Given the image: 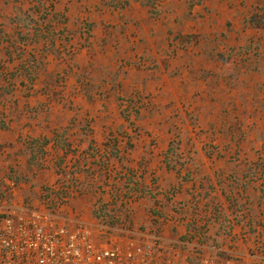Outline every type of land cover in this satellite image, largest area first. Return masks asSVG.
<instances>
[{"label":"crops","instance_id":"obj_1","mask_svg":"<svg viewBox=\"0 0 264 264\" xmlns=\"http://www.w3.org/2000/svg\"><path fill=\"white\" fill-rule=\"evenodd\" d=\"M226 1L115 0L127 2L122 8L111 6L110 0H0V167L17 164L20 172L28 160L30 168L40 164L50 172L54 183L60 177L57 163L67 162L69 168L79 170L74 179L102 178L103 183L106 179L107 189L110 178L121 173L130 183L124 194L142 196V206L149 205L150 198L163 208L177 200L181 211H168V222L182 235L187 225L180 223L206 225L207 243H224L226 248L220 251L237 254L243 264H264L261 246L256 254H249L252 243L240 241L234 251L232 234L227 236L228 230L247 235L248 230H256L255 235L264 231V163H256L259 160L253 155L262 141L223 146V106L232 99L239 121L255 125L245 131L264 133V74H259L264 73V27L253 18L245 23L252 17L248 12L223 7L237 5L238 0ZM50 30L54 31V51L50 38H39ZM234 47L243 49V58L256 66L251 71L243 67L238 80L223 74L233 65L229 56L230 61L223 60V53ZM64 52H72V60ZM32 61L39 67H31ZM100 68L106 69L104 83L97 81ZM81 73L85 77L77 83ZM57 75L68 80L69 94L73 88L94 84L95 95L85 92L72 102L66 98L69 94L53 98ZM119 98L140 100L136 113H129L126 101L119 106ZM121 110L127 111L128 119ZM254 111L258 115L252 122L245 116ZM179 118L180 126L199 130L211 140L177 142L174 156L166 157L171 139L133 137V122L151 137H159L160 133L169 136V120L175 119L178 127ZM114 134L123 139L112 144L103 141ZM112 149L118 151L117 158L111 155ZM234 152L247 158L230 156ZM243 159L244 163L250 159L252 173L238 169ZM153 176L155 182H151ZM91 189L90 194L78 195L99 194L93 185ZM238 195L246 197L242 211H237L241 208L237 201L231 206L225 199ZM246 206L250 208L244 211Z\"/></svg>","mask_w":264,"mask_h":264},{"label":"built area","instance_id":"obj_2","mask_svg":"<svg viewBox=\"0 0 264 264\" xmlns=\"http://www.w3.org/2000/svg\"><path fill=\"white\" fill-rule=\"evenodd\" d=\"M69 192L71 198L78 194ZM17 194L13 177L0 178V264H220L197 231L166 246L156 231L130 221L85 220L70 208L69 198L54 205L44 198L34 208L17 204ZM221 264L238 263L228 258Z\"/></svg>","mask_w":264,"mask_h":264},{"label":"rangeland","instance_id":"obj_3","mask_svg":"<svg viewBox=\"0 0 264 264\" xmlns=\"http://www.w3.org/2000/svg\"><path fill=\"white\" fill-rule=\"evenodd\" d=\"M239 4H233V5H228V4H223V7H228V9H230L231 11L235 12V13H240V12H248L247 14H252V17L249 19V21H244L245 23L247 22H252V18L254 19L253 22H255L256 24H259V22H261L260 20H264V0H238ZM228 1L223 0V3H227ZM253 4L256 3L255 7H251L249 6V4ZM249 8V9H248ZM259 26L264 27V25L259 24ZM235 49L233 51L230 52H225L223 53V60L226 61H230V59H232V66L228 67L229 71H227L226 73L224 72L223 74L227 76L228 79H234L236 78L238 80V78L241 77V70L243 69V67L245 68L246 66H248L249 69H245L244 71L248 70L251 71L253 68H255L256 66L253 65V62H251L248 58H243V56H245V54L243 55V49H238L239 47H234ZM228 56L230 59H228ZM244 65V66H242ZM264 74V73H259ZM244 75V74H243ZM224 78V77H223ZM68 81V80H67ZM67 81H65V79H62L60 82V85L57 87L56 91H54V94H57V96L53 95V98L58 99L61 96H64L65 94H69L67 91ZM235 82V81H234ZM232 82L231 85H234L235 83ZM231 87V86H230ZM96 90V85L94 84H90V85H85L84 87L81 86L79 89H71L70 90V94L68 95L67 100L71 99L70 102H72V98H75V96L79 97V95L81 94H85L86 93H93ZM95 95V94H94ZM65 98V97H64ZM63 100V98H62ZM120 104L125 105V101L126 98H119ZM67 102V101H66ZM72 104V103H71ZM127 105V104H126ZM143 105H145V103L143 102ZM233 106H237L236 102L234 99H232L227 107L224 109L223 106V146H226L227 143H237V142H241L243 140H247L248 142L252 141L254 143L262 141V145H258L260 146L259 149L253 151V155L255 158H257L259 161H256V163H264V133H262L261 135L259 134H255V133H250V132H246L245 130H247L246 128H248V126H251V128L253 125H249L246 124V121H242L241 119L239 121V118L237 117V107H233ZM230 107V110H228V108ZM137 107H135L134 109H136ZM129 110V113L131 114H135L133 108L129 109V107L127 108ZM262 111H264V108L261 109ZM254 113V116H252V114ZM247 114V113H246ZM252 114L250 115H246L245 117H248L250 119V121L254 122V120H256V115L257 112H252ZM135 116V115H134ZM262 116V115H261ZM162 119V118H161ZM191 118L187 117L186 120L190 121ZM193 119V117H192ZM261 119V118H260ZM163 120V119H162ZM165 122H167L166 119H164ZM264 120V119H262ZM174 121L169 120V122L172 124L171 125V130L172 132H170L169 136H166L165 134L162 135L160 133L159 137H157L156 135H153L152 137L150 136V133L148 131L142 130L138 124H136L135 122H133L136 125H132V130H133V137L135 138H140L142 137H146L147 140L150 141H156L158 138H160V141L164 140L167 141L168 138L171 139V141H173L174 143L177 142H181V141H185L187 143H189L190 141L194 140L196 142H209L211 139L209 137H207L206 134L201 133L199 130L194 131L193 129H187L188 127H183L180 126L179 124L182 123L180 122V118L178 120H176V122H178V127L177 125L174 124ZM185 123V122H184ZM157 124V123H156ZM192 126H196L193 125L195 124V120L190 121L189 123ZM229 126V127H228ZM243 126L245 127L244 131H243ZM181 128L184 130L182 131ZM180 129V130H179ZM251 130V129H250ZM235 132V133H232ZM231 135V137H230ZM125 137V136H124ZM230 137V138H229ZM120 140L123 138H120L117 134H114L113 136H108L107 138L103 139V141L105 142H111L114 143V140ZM125 139V138H124ZM228 140V141H227ZM230 141V142H229ZM163 142V141H162ZM208 146V143H207ZM231 154V152H229ZM240 157L238 156V152H234L232 153V157H236L238 159L243 158V156H245L244 154H239ZM252 155V153H251ZM250 155V156H251ZM189 156V155H188ZM60 158V157H59ZM62 158V157H61ZM245 158H247L245 156ZM63 159V158H62ZM260 159H262V161H260ZM248 162L244 163V159L242 161V163L240 165H238V169H241L242 172L243 171H248L251 172V162L249 161L250 159H247ZM59 161V160H57ZM26 165L24 164L25 167L21 169L20 167V172L17 170V164L15 165H8L6 168H4L3 166L0 167V178L3 177H13L17 184H18V194L16 196V203L17 204H21V205H28L29 207H39L41 200H43L45 197V195H49L50 192L52 195V197H55V193L56 192H60L61 194H63V192L60 190L62 184H66L68 181L66 179V177L64 176V174H62V172H66L68 173H73V172H78L76 171L75 167H68L67 162H65V164L63 163L61 165V170L59 171V179L57 181H55L54 183H52V181H50V172H47L46 169L41 168L40 164L39 167L38 165H32L33 168L28 166V160L26 161ZM253 163V162H252ZM19 167V166H18ZM233 170L235 169L236 166H232ZM44 170L45 174H41L40 171ZM37 171V173H36ZM71 173V174H72ZM252 173V172H251ZM118 178V182L116 183V180ZM115 179L110 178L109 180V185L111 186L110 189H107L106 186H108L107 183H103L102 178H96L93 181V186L94 188L97 190V192L99 194H96L94 196H87L84 195L82 197H80L78 194L74 195V198H70V202L71 204H69L70 208H72L74 211H76V213H78L82 218H84L85 220L88 221H94L97 220V218H95V216L93 215V210L94 209H100V206H102V203H108L110 204L108 207L104 208L103 206L102 208V213H100L103 217L98 219V220H105L107 223H110L111 225H115V224H121L125 221H130L131 223H133V225L142 230V231H156L159 235H161L164 240H163V244L166 246L169 245H179L181 243L180 237L182 238V236H184L185 233H183L182 235V231H179V228L176 229L173 227V223L168 222V220H170L171 217V212L173 210L175 211H181L178 209H181L182 206L177 203V200L174 199L173 200V205L170 206H164V208L162 207V205H158L159 201L157 200H153L152 198L149 197V194H146L145 190L143 193L146 194L147 198H150L151 201H149V205H141L142 203H145L143 200L140 201V198L142 196L139 195H135V194H130L128 196H124V190H125V182L126 180H124L123 175H121V173L116 174ZM151 182H155V176H153L151 178ZM75 186H72L70 188H73ZM120 189L121 191L119 192L118 189ZM100 189V190H99ZM106 189L108 191H106ZM118 190V191H117ZM117 192V199H114V203H110L111 201V197H106L107 195H109V193L111 192ZM142 193V194H143ZM104 194V195H103ZM105 196V197H104ZM128 197V200L126 201L125 206L123 205V201ZM257 197V196H255ZM130 198V199H129ZM244 198H246L245 196H239L238 197H234L235 201H237L238 205L243 207V200ZM247 199L249 200L250 197L247 196ZM262 199V198H261ZM122 201V203H121ZM141 202V203H140ZM147 203V201H146ZM146 206V207H145ZM141 207H145L144 211L143 209H141ZM162 207V209H161ZM249 206H246L245 208H243L244 211H246V209H249ZM141 209V210H140ZM141 211V212H140ZM171 211V212H168ZM225 218V217H224ZM223 218V219H224ZM189 222H183L180 223V225H184L186 226ZM196 223V222H195ZM197 225V223H196ZM229 225H226V229L228 228ZM181 230V229H180ZM225 230V229H224ZM251 230V229H250ZM255 231H249L248 230V235L244 234L243 232H239L237 233L236 230L234 231V234L232 232H230V230L227 231V236L231 237L232 234V243H233V247H234V251H236V247L238 246V243L240 241H242L244 244L247 243H252V247H250L249 250V254H251V252H253L254 254H256V247L259 245L261 246L262 249H264V245H262V238H264V231L260 232L259 234L255 235ZM224 234L226 233L223 232ZM250 233V234H249ZM170 235V236H169ZM244 239V240H242ZM247 239V240H245ZM236 240H238L237 242H235ZM204 242L206 244L207 247L213 249L212 247H214L215 249H225L226 246H224L225 244L222 243V245L220 246L219 243H212L209 242L207 243V240L204 239ZM226 242V241H225ZM259 242V243H258ZM261 244V245H260ZM231 247V248H233ZM230 249V248H229ZM223 250L221 251H211L212 255L214 257H216L217 261L221 264V262L225 259L228 258H232L233 260L237 261L238 264H243L242 259L237 255V254H232L231 252L226 253ZM210 251V250H208ZM264 252V251H262Z\"/></svg>","mask_w":264,"mask_h":264},{"label":"trees","instance_id":"obj_4","mask_svg":"<svg viewBox=\"0 0 264 264\" xmlns=\"http://www.w3.org/2000/svg\"><path fill=\"white\" fill-rule=\"evenodd\" d=\"M114 1L115 0H110V2H109V4L111 5V6H117V5H119L120 7H125L126 5H127V2H117V3H114ZM150 1H152V0H148V2L147 3H151ZM151 14H153V12L151 13ZM52 16L53 17H56V15H55V13H53L52 14ZM41 20H43V17H41ZM30 21H32V20H30ZM59 21L61 22L62 20L61 19H59ZM261 22H259V24H261V25H264V20H260ZM48 29H50L49 27H47ZM86 29V33H88L89 34V28H85ZM227 29H229V23H227ZM51 32H50V34H49V32H46V33H48V34H42L41 36H39V38H41V39H43V38H50V50H52V51H54L53 50V45H54V43H53V36H54V31L53 30H50ZM35 38H38L37 36H35ZM87 39V38H86ZM68 41V38H66V39H64L63 40V44L65 45L66 43H68L67 42ZM54 53V52H53ZM72 53V52H71ZM71 53H66V52H64V57L65 58H67V59H69V60H72V54ZM30 65H31V67H33V66H35V67H39V65L36 63L35 65H34V63H33V61L30 63ZM37 69H39V68H37ZM26 71V70H25ZM37 71V70H36ZM100 71H101V75H100V78H98V80L97 81H100V82H102V83H104L105 82V79L103 78V76L104 75H106V69H104V68H100ZM82 75H79L77 78H76V81H77V83H80V80H82L84 77H85V75L83 74V73H81ZM113 80H115L116 79V75L115 76H113ZM61 80H62V78L59 76V75H57V77H55V79H54V82L52 83V85L53 86H59L60 85V82H61ZM87 85H89V84H87ZM42 91H43V89H42ZM44 91H46V90H44ZM52 92V94L53 95H55V96H57V94H54V91H51ZM140 102V100H138V101H134V99L133 98H129L127 101H126V103L129 105L128 107H131V109L133 108V110H134V113H136V111L137 110H135L134 109V107L136 106V104L137 103H139ZM119 106H121V104L119 103ZM121 115L125 118V119H128V115H127V111L126 110H121ZM56 141H57V144L59 145V146H65V143H63V142H60L59 141V139H56ZM114 142H116V139L114 140ZM44 144V143H43ZM45 144H47V141L45 142ZM174 146H175V143L173 142V141H171V143H170V145H169V148H168V150H167V153H166V157H173L174 156V152H175V150H174ZM111 155L113 156V157H115V158H117V156H118V151L117 150H115V149H112L111 150ZM61 161L60 162H58L57 163V166L60 168V166H61ZM169 166V164L167 163V167ZM58 172H59V170H57ZM72 173V172H71ZM71 173H66L65 171L64 172H62V174H64V176L66 177V179H67V183L66 184H62V186H61V188H60V190L63 192V194H61L60 192H56L55 193V197H52V195H54V194H51V192H50V194L49 195H45V197L47 198V199H50V201H51V203L54 205L55 203H57V201H60V200H62V199H65V198H69L70 197V192H69V189H70V187H72V186H75V187H73L75 190H76V192H78V193H81L82 191H87L89 194L90 193H92V183H93V181H89L88 182V180L87 181H84V182H82V181H78L77 179H74V175L76 174V172H73L72 174ZM117 174H119V173H117ZM250 175H251V173H250ZM104 183H107V181H106V179H104ZM130 183L129 182H125V187H127L128 188V190H129V185ZM118 189V188H117ZM119 190V192L121 191L120 189H118ZM117 190V191H118ZM128 193H129V191H128ZM129 195V194H128ZM127 194H124V196H128ZM224 195V194H223ZM117 192L115 191V192H111V194H110V196L109 197H111V201H110V203H114L115 201H114V199H117ZM71 198V197H70ZM74 198V196H72V199ZM130 199V198H129ZM228 202H229V204L232 206V205H234L235 203V199H234V197H229V196H227L226 198H225ZM128 200V197L123 201V205L125 206V204H126V201ZM102 203V206L104 207V208H106V207H108L110 204H108V203H103V202H101ZM121 203H122V201H121ZM102 206H100V209H94L93 210V215L95 216V218H97V219H100V218H102L103 216L100 214V213H102ZM106 206V207H105ZM238 210L237 211H242V207L241 208H237ZM105 221V220H104ZM239 221V220H238ZM110 223H112V222H110ZM109 223V224H110ZM226 224V220L225 219H223V224ZM111 225V224H110ZM113 225V224H112ZM223 226H226V225H223ZM187 229H186V231H197V232H199V234H200V237H201V240H203V242H204V239L205 238H203V237H205V230H206V225H204V226H198V225H196V223L194 222V221H192V222H190V223H188L187 224ZM223 232H225V230L223 229ZM185 239H186V237L185 236H182V238L180 237V240L181 241H185Z\"/></svg>","mask_w":264,"mask_h":264}]
</instances>
